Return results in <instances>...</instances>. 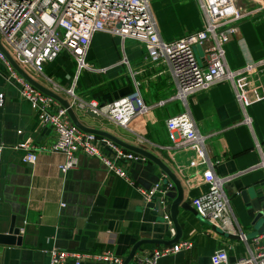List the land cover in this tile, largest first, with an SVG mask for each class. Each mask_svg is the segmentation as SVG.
<instances>
[{
  "label": "crops",
  "instance_id": "crops-1",
  "mask_svg": "<svg viewBox=\"0 0 264 264\" xmlns=\"http://www.w3.org/2000/svg\"><path fill=\"white\" fill-rule=\"evenodd\" d=\"M237 1L240 8L252 14L238 23L236 33L224 45L226 65L232 70L264 57V0ZM149 9L158 36L166 43L202 27L194 2L164 0L155 8L149 5ZM194 53L199 63H203L201 49L195 48ZM145 55L142 46L98 33L91 38L84 60L93 70H103L102 73L77 72L73 59L65 52L43 65L41 73L30 67L22 70L67 103L70 100L65 91L71 88L76 99L102 106L131 94L136 87L143 104L151 107L131 124L148 141L145 146L136 144L133 136L121 128L71 107L80 125L149 153L180 183L182 203H188L189 208L177 209L179 240L171 245L144 244L135 253L187 242L191 244L189 250L166 256L156 264H210L213 252L219 249L225 250L228 264L246 257L248 252L255 254L253 240L259 236L256 228L260 220L244 204L240 193L264 180L261 169L251 170L259 160L255 145L264 144V98L246 105L243 113L235 102L232 86L223 82L187 97L184 105L177 100L169 101L175 87L166 66L146 64ZM122 59L125 65L120 64ZM5 75L0 62V145L6 147L0 152V234L6 233L12 217L14 224L20 225L18 236L22 240L19 247L0 246V264H49L51 250L87 254L109 251L122 264L136 242L173 240L174 231L169 233V228L173 230L171 224L169 227L161 222L154 204L144 203L136 191L160 187L166 180L155 165L145 159L119 162L131 186L107 172L97 159L78 153L74 168L61 174L58 166L63 157L48 151L56 141L55 131L38 122L29 104L6 83ZM259 75L264 84V70ZM246 96L248 100L254 97L250 92ZM157 102L164 103L156 107ZM184 111L204 138L211 172L218 178L236 174L223 187L229 222L223 229L199 219L191 206V201L207 190V179L202 175L206 166L197 154L190 150H160L170 145L164 121ZM244 116L250 119L249 125L242 123ZM67 120L71 123L68 117ZM24 142L34 148L36 155L35 162L27 164L29 167L22 165L23 152L14 149ZM98 147L111 158L102 145ZM154 198L162 200V211L170 202L159 196ZM239 233L245 236V243L238 240ZM260 244L258 241L257 246ZM128 264L135 263L132 259Z\"/></svg>",
  "mask_w": 264,
  "mask_h": 264
},
{
  "label": "built area",
  "instance_id": "built-area-1",
  "mask_svg": "<svg viewBox=\"0 0 264 264\" xmlns=\"http://www.w3.org/2000/svg\"><path fill=\"white\" fill-rule=\"evenodd\" d=\"M237 2L196 0L201 17V29L166 43L158 36L149 9L150 0H0V43L20 69L30 67L41 73L43 65L53 61L59 53L65 52L73 59L77 72L86 70L102 73L103 70H93L84 60L91 38L97 33H103L116 37L121 42L134 41L143 47L146 64L166 66L175 87L174 94L168 98L169 101L177 100L184 105L185 99L194 93L228 82L232 86L235 102L244 113L246 105L264 98V84L259 80L261 77L259 73L264 69V57L256 62L247 63L239 70H230L226 65L224 45L236 33L238 23L252 14L240 8ZM194 47L201 49L203 59L201 64L194 58L192 52ZM0 62L6 70V83L29 104L42 126L55 131L56 141L48 151L63 157L62 164L58 166L61 174L74 168L76 155L80 153L85 157L97 159L107 172L132 186L119 167V162L143 161V158L127 152L107 139L79 131L68 122L65 110L25 82L1 53ZM120 64L125 65L126 61L122 59ZM247 92L254 95L252 100H248ZM65 95L70 100L68 103L70 108L87 111L94 117L121 128L131 134L138 145L148 144L143 134L131 127L134 121L151 110V107L143 104L136 87L131 94L102 106L92 101L76 99L72 88L65 91ZM163 103L157 102L155 106L160 107ZM249 122L250 119L244 116L242 123L249 125ZM164 129L170 145L160 150L194 151L198 160L206 166V171L202 175L207 179V190L193 199L191 206L199 219L223 229L229 223L228 201L223 187L236 174L218 178L211 172V164L204 149V138L198 134L187 112L168 117L164 121ZM16 134L20 135V131ZM99 145L111 153V158L100 151ZM3 149L6 147L0 145V152ZM14 149L23 152L21 159L23 163L35 162L34 148L27 145V142L15 146ZM255 150L259 160L251 170L261 169L264 172V144H256ZM170 187V184L165 187L154 185L149 191L141 189L136 191L141 200L149 204L155 196L163 199L164 193ZM162 219L170 227L169 216L163 215ZM262 220L264 222V211ZM169 233H173L171 228ZM238 240L246 242L242 233L238 234ZM258 241L261 242L260 246H257ZM253 244L256 246V253L248 252L246 257L233 264H264V233L257 236ZM190 248V243L183 242L150 252L135 253L132 259L135 264H156L166 256ZM48 255L49 264H64L67 261L73 264L84 262L121 264V260L109 251L87 254L51 250ZM209 262L228 264L225 250L213 252Z\"/></svg>",
  "mask_w": 264,
  "mask_h": 264
},
{
  "label": "water",
  "instance_id": "water-1",
  "mask_svg": "<svg viewBox=\"0 0 264 264\" xmlns=\"http://www.w3.org/2000/svg\"><path fill=\"white\" fill-rule=\"evenodd\" d=\"M0 53L3 55L5 60L8 62V64L11 66V68L25 81L27 82L30 86H32L34 89L39 91L41 94L51 98L54 100L56 103L59 104V106L65 110V113L67 117L69 118L71 124L77 128L79 131L88 133L97 137H101L104 139H107L117 145L118 147L129 151L135 155L140 156L141 158L151 162L153 165H155L160 172L164 175L165 179L162 181V187H165L167 182L171 185L170 189L164 193L163 199L166 201H170L167 205L164 207V211H162L161 208V201H156L154 198L152 200V203L154 204V211L158 214L160 217L161 222H164L162 217L163 215L169 216L170 219V224L173 227L174 231V238L172 241L166 243V242H159V241H141V242H136L130 249L129 254L127 257L124 259L122 264H128L137 249L144 244H150V245H167V244H173L176 241L179 240L180 237V227L177 224V209L178 207L183 210V211H188L189 205L188 203L184 202L182 203V189L180 186V183L177 181V179L171 174V172L162 165V163L156 159L154 156L150 155L149 153L133 146H129L127 144H124L111 135H108L106 133L86 128L82 125H80L77 122V119L75 117V114L73 113V110L69 107L68 103L66 100L54 95L53 93L49 92L48 90L42 88L39 86L37 83H35L32 79H30L25 72L20 69L9 57L7 52L3 49V47L0 45ZM85 114L89 117H94L91 115L89 112H85ZM95 119H99L97 117H94ZM22 165H25L26 167H29L27 163H23ZM240 197L244 204L250 209L251 213L256 214L255 216L258 217L259 219V224L258 227L256 228V234H261L264 231V222L262 220V211H264V181L260 183L257 186H251L248 189H244L240 193ZM165 223V222H164ZM262 226V229L260 228ZM20 230V225H15L14 224V219L11 217L10 222H9V227L8 230L6 231L5 234H0V246H8V247H19L21 245V237L18 236ZM69 248V247H68ZM71 249V248H69Z\"/></svg>",
  "mask_w": 264,
  "mask_h": 264
},
{
  "label": "rangeland",
  "instance_id": "rangeland-1",
  "mask_svg": "<svg viewBox=\"0 0 264 264\" xmlns=\"http://www.w3.org/2000/svg\"><path fill=\"white\" fill-rule=\"evenodd\" d=\"M162 1H164V0H150V3H149V5H150V7H154L155 8V6H157V5H159ZM188 2H194L195 3V5L197 6V4H196V0H188ZM239 4V3H238ZM241 4V3H240ZM197 9H198V7H197ZM246 9V8H245ZM156 10V9H155ZM198 12H199V10H198ZM199 15H200V13H199ZM98 34V33H97ZM96 35V34H95ZM124 41H130V40H124ZM131 42H133V45H136V46H138V47H140L141 45L140 44H138V43H136V42H134V41H131ZM140 45V46H139ZM195 48H197V47H194L193 49H192V52H193V55H194V58H195V60H196V62L197 63H199V61H198V59H197V57H196V55H195V53H194V49ZM223 50L225 51V47H223ZM230 70H232V69H230ZM264 70V69H263ZM84 71H86V70H81L79 73H81V72H84ZM91 72V71H90Z\"/></svg>",
  "mask_w": 264,
  "mask_h": 264
}]
</instances>
